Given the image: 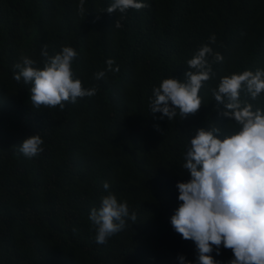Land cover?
<instances>
[{
  "label": "trees",
  "instance_id": "obj_1",
  "mask_svg": "<svg viewBox=\"0 0 264 264\" xmlns=\"http://www.w3.org/2000/svg\"><path fill=\"white\" fill-rule=\"evenodd\" d=\"M112 2L85 0L80 13L79 0H0V264H181L180 256L197 264L195 243L171 225L182 203L176 185L190 179L184 156L197 128L236 127L220 115L211 89L225 75L264 69V12L246 33L241 17H230L240 2L142 0L148 7L108 13ZM220 14L227 34L210 44ZM45 44L50 56L62 46L76 50L74 76L84 88L96 86L94 96L64 109L32 106L31 84L14 79V65L28 57L42 67ZM203 45L223 60L198 93L200 109L185 119L177 110L169 121L152 114L153 88L183 80ZM109 59L118 71H106ZM100 71L105 76L95 80ZM241 99L264 109V93ZM34 134L43 151L30 159L20 144ZM109 193L127 201L136 221L126 218L123 230L97 244L90 210ZM219 253H211L218 264L233 258L230 249Z\"/></svg>",
  "mask_w": 264,
  "mask_h": 264
},
{
  "label": "clouds",
  "instance_id": "obj_2",
  "mask_svg": "<svg viewBox=\"0 0 264 264\" xmlns=\"http://www.w3.org/2000/svg\"><path fill=\"white\" fill-rule=\"evenodd\" d=\"M231 1L240 2L231 19L241 17V27L248 33L247 22L264 12V2ZM84 2L79 0L80 13L85 11ZM146 7L142 0H113L107 12L126 13ZM217 16L209 30L210 44L224 41L227 34L226 20L221 14ZM120 27L117 19L115 28ZM47 47L45 44L41 50L42 67L28 57L14 65L18 70L14 79L31 84L32 106L64 109L66 103L94 96L97 87L84 88L81 79L74 76L76 50L62 46L60 52L50 56ZM222 60L223 56L209 45L200 47L187 61L189 70L183 80L165 78L153 88L152 114L159 112L160 119L167 117L169 121L177 116V110L183 119L197 113L202 105L198 93L215 75L212 65ZM106 63V71L119 70L113 69L114 60ZM105 74L100 71L93 78L100 80ZM211 92L217 105L223 106L220 115L234 121L236 127L227 134L218 127L196 129L184 156L183 167L190 179L176 185L182 203L170 218L171 225L183 239L195 243L197 264H218L211 255L214 247L217 255L221 247L232 251L233 258L227 264H264V109H254L252 103L241 99L242 92L253 101L264 93V69L225 75ZM43 143L39 134L30 135L20 144V151L31 159L43 151ZM103 187L107 190L109 184L105 182ZM126 218L136 221V214L129 213L127 201L118 202L112 193L103 196L99 208L93 207L89 215L96 243L106 244L109 237L123 230ZM179 260L181 264H191L183 256Z\"/></svg>",
  "mask_w": 264,
  "mask_h": 264
}]
</instances>
